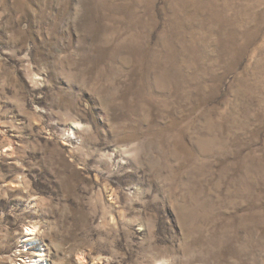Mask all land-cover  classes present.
Returning <instances> with one entry per match:
<instances>
[{
  "label": "rangeland",
  "instance_id": "1",
  "mask_svg": "<svg viewBox=\"0 0 264 264\" xmlns=\"http://www.w3.org/2000/svg\"><path fill=\"white\" fill-rule=\"evenodd\" d=\"M40 250L264 264V0H0V264Z\"/></svg>",
  "mask_w": 264,
  "mask_h": 264
},
{
  "label": "bare ground",
  "instance_id": "2",
  "mask_svg": "<svg viewBox=\"0 0 264 264\" xmlns=\"http://www.w3.org/2000/svg\"><path fill=\"white\" fill-rule=\"evenodd\" d=\"M36 235H37V233H36V231H35V229L34 228H29V229H27V236H28V238H35L36 237ZM27 241H29V240H24L23 242H24V244L27 242ZM35 241V240H34ZM33 242V241H32ZM30 244V243H29ZM26 246V245H25ZM42 249V248H41ZM39 254L40 255H37V257L35 256V257H28V258H26V257H23L22 258V262L24 263V264H41V262H40V260L41 259H39V258H43V260L44 261H47L48 259H45L46 258V254L44 253V252H42V250H40L39 251ZM39 257V258H38ZM13 263H15V262H13ZM47 264H50L49 262L47 263ZM54 264V263H53Z\"/></svg>",
  "mask_w": 264,
  "mask_h": 264
}]
</instances>
